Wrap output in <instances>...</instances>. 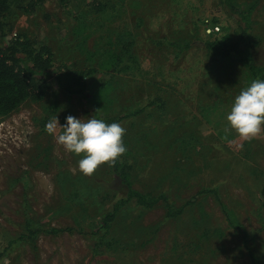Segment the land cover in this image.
<instances>
[{
	"label": "rangeland",
	"instance_id": "obj_1",
	"mask_svg": "<svg viewBox=\"0 0 264 264\" xmlns=\"http://www.w3.org/2000/svg\"><path fill=\"white\" fill-rule=\"evenodd\" d=\"M234 1L253 7L252 53L262 65L264 0ZM204 20L220 32L206 35ZM9 22L13 34L48 48L52 68L42 100L0 117V264H250L248 250L264 264V132L250 141L225 133L249 72L205 47L236 41V15L220 0H27ZM167 42L190 47L176 56ZM107 49L122 59L111 74L99 67ZM88 68L96 73L81 93L69 92L71 75ZM99 85L109 100L100 117L131 115L120 124L133 188L185 206L167 220L161 201L150 210L129 202L100 242L98 220L123 188L107 164L90 177L74 171L80 157L45 131L55 116L60 125L68 115L95 117L89 99ZM220 202L245 236L228 227Z\"/></svg>",
	"mask_w": 264,
	"mask_h": 264
},
{
	"label": "trees",
	"instance_id": "obj_2",
	"mask_svg": "<svg viewBox=\"0 0 264 264\" xmlns=\"http://www.w3.org/2000/svg\"><path fill=\"white\" fill-rule=\"evenodd\" d=\"M26 1L0 0V117L7 116L17 110L26 99L33 101L42 100L48 90L47 76L49 70L52 68L50 51L44 45L37 46L36 42H30L21 36L13 34V28L9 22L14 9L21 8ZM220 3L238 17L240 32L236 41L225 38L221 42H208L205 45L207 51L214 60L234 57L249 72L247 78L249 83L256 78L264 79V64L258 65L252 53V48L255 45L250 31L253 7L241 10L234 0H220ZM76 30L80 32L83 28H76ZM167 45L174 49L176 56L190 47L188 43L167 42ZM129 47V44H124L121 49L127 50ZM105 53L107 54V58L101 62L99 67L104 69L108 74H111L118 69L122 59L113 49H107ZM95 73V68H88L82 72L73 73L71 75L73 84L68 86L67 90L71 93H81L82 88L80 83L82 79ZM105 91V87L99 85L90 94L89 100L92 104L95 118L103 119L106 123H121L130 117V114L100 117L99 112L102 102H109L104 95ZM161 104V101H154L148 105L161 108ZM110 169L123 190L120 197L112 203L111 209L104 212L98 220V226L94 234H98L99 242L111 234L114 220L129 202L135 203V205L144 210H150L161 201L165 209L164 217L167 220H174L184 212L185 206L176 207L164 194L151 196L134 189L132 184V168L126 158L121 157L116 165L110 167ZM205 193H213L217 197L216 190L202 189L199 192L200 195ZM261 194L264 196V184L261 188ZM220 207L225 215L228 227L232 230H239L245 236L246 232L243 226L236 220L234 213L228 210L221 202ZM49 231L55 233L59 230L52 228ZM37 233V229L28 230L26 237L20 236V238L31 239ZM248 258L250 264H258L257 258L251 250H248Z\"/></svg>",
	"mask_w": 264,
	"mask_h": 264
},
{
	"label": "clouds",
	"instance_id": "obj_3",
	"mask_svg": "<svg viewBox=\"0 0 264 264\" xmlns=\"http://www.w3.org/2000/svg\"><path fill=\"white\" fill-rule=\"evenodd\" d=\"M226 122L225 133L234 131L242 141H250L264 132V79H253L241 89L226 114ZM45 131L66 152L80 157L74 171L85 176L94 175L104 164L114 167L127 152L126 129L117 122L68 115L60 125L55 116L46 123Z\"/></svg>",
	"mask_w": 264,
	"mask_h": 264
},
{
	"label": "built area",
	"instance_id": "obj_4",
	"mask_svg": "<svg viewBox=\"0 0 264 264\" xmlns=\"http://www.w3.org/2000/svg\"><path fill=\"white\" fill-rule=\"evenodd\" d=\"M205 25L203 26V31L206 35L212 36L220 32V28L218 25H212L208 23L207 20H204Z\"/></svg>",
	"mask_w": 264,
	"mask_h": 264
}]
</instances>
